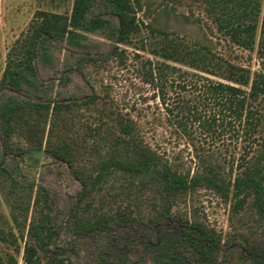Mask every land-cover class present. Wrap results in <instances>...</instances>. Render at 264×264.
<instances>
[{"label": "trees", "instance_id": "obj_1", "mask_svg": "<svg viewBox=\"0 0 264 264\" xmlns=\"http://www.w3.org/2000/svg\"><path fill=\"white\" fill-rule=\"evenodd\" d=\"M199 1L224 37L264 58V0ZM141 9L142 0H74L71 14L36 11L25 35L9 54L0 83V149L4 153L12 151L15 134L38 142L36 146L41 148L50 115L53 131L66 122L64 112L72 113L75 106L95 103L99 97L93 93L80 103L37 94L43 85L38 76L39 58H45L60 42L78 45L86 34L99 32L114 42L107 57L119 55L120 45L135 47L133 38L141 32ZM135 49L148 51L153 57L142 65L144 81L153 86L154 98L173 132L185 137L193 148L197 160L194 173L176 170L146 140L138 122L122 114L116 117L114 132L108 131V151L100 154L94 172L76 166V140L64 136L58 143L49 144L47 151L74 169L82 184L79 203L99 192L116 173L164 198L168 218L178 224V232L164 239L153 264H218L222 239L217 232L205 224L169 216L170 207L179 195L204 186L225 199L232 197L235 212L252 198L264 215V73L252 72L210 47L167 35L148 48L143 45ZM94 59L82 56L77 69L83 71L84 62ZM4 91L20 97L6 96ZM4 162L0 160V170ZM34 205L40 217L30 227L33 242H26L24 247L26 264H41L40 251L48 257V264H67L61 254L49 248L53 218L46 187L39 186ZM113 218L105 213L89 219L78 213L75 231L79 235L96 231L107 227ZM183 245L189 248L188 254L181 250ZM245 250L254 264H264V248L245 246Z\"/></svg>", "mask_w": 264, "mask_h": 264}, {"label": "rangeland", "instance_id": "obj_2", "mask_svg": "<svg viewBox=\"0 0 264 264\" xmlns=\"http://www.w3.org/2000/svg\"><path fill=\"white\" fill-rule=\"evenodd\" d=\"M73 1L0 0V83L9 54L25 35L36 11L71 14ZM138 18L141 32L133 38V46L137 48L143 45L148 48L167 35L192 45L210 47L252 72L264 73V58L224 37L199 0H142ZM113 46L114 42L101 32L86 34L80 44L60 42L45 58H39L38 76L43 85L37 94L56 101L80 103L93 93L99 97L95 103L75 106L72 113L64 112L66 122L53 131H50V115L41 148L36 146L38 142L15 134L12 151L8 149L4 153L0 149V160H5L0 170V264H12L14 260L26 264L24 247L26 242H33L30 227L40 217L34 205L39 186L48 189L52 203L49 248L61 254L67 264H153L164 239L178 232V224L168 218L164 198L133 184L120 173L114 174L99 192L79 203L82 184L74 169L47 151L49 144L58 143L64 136L76 140V166L94 172L100 154L108 151L109 145L105 143L108 131H113L117 115L122 114L138 122L146 140L176 170L194 173L197 160L193 148L185 137L173 132L159 101L154 98L153 86L144 81L142 65L153 57L148 51L120 45V54L108 58ZM82 56L96 59L84 62V70L80 71L76 63ZM3 94L20 97L10 91ZM111 111L115 115L108 116ZM234 202L232 197L225 199L214 189L202 186L179 195L170 207L169 216L214 229L222 239L218 264H254L245 246L264 248V215L252 198L239 212L233 211ZM78 213L89 219L105 213L114 218L107 227L79 235L75 231ZM123 214L127 218L122 219ZM181 250L185 254L190 251L185 245ZM40 258L41 264H48V257L42 251Z\"/></svg>", "mask_w": 264, "mask_h": 264}]
</instances>
